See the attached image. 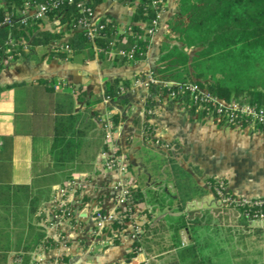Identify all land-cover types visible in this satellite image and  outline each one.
Masks as SVG:
<instances>
[{
	"label": "crops",
	"instance_id": "0c3cea01",
	"mask_svg": "<svg viewBox=\"0 0 264 264\" xmlns=\"http://www.w3.org/2000/svg\"><path fill=\"white\" fill-rule=\"evenodd\" d=\"M136 5L137 0L132 4L128 0H101L90 22L96 24L108 17L119 26L127 25ZM175 12L174 0H163L145 59L135 64L114 65L97 57L89 60L86 51L60 60L53 56L63 51L55 47L58 42H51L30 47L22 59L0 70V264H15L13 258L18 254L30 259L39 250L45 260L61 264H188L189 259L182 260L179 255L188 246L201 258L193 239L197 231L190 224L180 232L179 246L158 252L173 244L165 231L150 239L147 252L138 248L135 257L127 259L132 252V227L148 222L141 211L134 210L129 219L132 223L118 244L94 235V212L112 207V187L123 178L104 170L100 163L106 148L101 126L113 115L121 119L114 137L126 158L125 179L133 186L141 185L144 192L154 190L159 196L151 185L159 182L143 164L142 149L155 143L171 151L169 143L177 142L179 155L176 152L174 156L184 169L194 165L203 176L225 181L226 191L234 198L264 196V131L226 128L190 112L183 103L166 99L158 87L145 82L146 74L155 68L167 21ZM57 22L53 19L40 24V29L58 31ZM116 79H126L130 85L107 100L106 85ZM70 102V115L76 117L74 130L82 145L73 163L57 166L50 155L54 128L68 116ZM144 123L149 125L148 138ZM197 181L203 184L200 178ZM167 184V193L173 194L172 184ZM210 197L215 198L211 191L187 203L186 210L195 215L213 208L208 205ZM60 200L67 205L64 212L59 208ZM218 206L216 199L214 207ZM68 213L71 218L65 219ZM161 215L153 213L152 218ZM40 235L43 240L34 246Z\"/></svg>",
	"mask_w": 264,
	"mask_h": 264
},
{
	"label": "trees",
	"instance_id": "16d2710c",
	"mask_svg": "<svg viewBox=\"0 0 264 264\" xmlns=\"http://www.w3.org/2000/svg\"><path fill=\"white\" fill-rule=\"evenodd\" d=\"M1 1L9 10L11 5L18 7L27 1L45 0ZM90 1V4L84 5L91 10L101 3V0ZM134 1L136 0H128L130 4ZM152 1L154 0H137L128 23L132 36L119 32L117 30L119 24L108 17H103L99 21L94 34L90 36L89 32L78 28V20L84 17L77 8L78 0H62L57 9H52L47 14L50 21L57 17L58 31L41 30L40 22H29L27 26L13 24L0 27V59L3 52L8 49L5 41L10 35L14 41L28 42L30 47L46 46L51 42L60 43V40L66 39L64 44L69 47L70 55L86 51L89 60L97 57L110 60L114 65L138 63L145 59L150 35H146L142 40L138 36L142 35L143 28L149 27L156 20L160 11L159 6L153 5ZM174 2L176 12L167 21L168 31L159 46V55L152 70L155 77L167 82L195 81L225 102L240 101L264 106V0H174ZM4 16V8L0 7V25ZM123 37L126 38L125 44H122ZM131 49L134 50L133 54H129ZM110 50L115 53L122 50L124 54L122 56L115 54L110 59L108 56ZM190 52H193L192 56ZM67 55L66 52H59L53 57L65 60ZM41 83L46 82L42 80ZM129 85L126 79H116L106 85L105 95L113 98L118 94L119 87L127 88ZM158 88L163 95L169 91L167 88ZM179 103H183L192 113L196 111L188 100ZM72 109L73 103L70 102L68 116L54 128L50 155L57 166L73 163L82 145V140L74 130L76 117L70 115ZM110 121L114 129L121 119L118 115H113ZM254 129L264 131V128ZM143 130L145 137L148 138L146 135L150 132L149 125L144 123ZM169 146L179 155L177 142H170ZM155 152L156 154L152 153L150 147L145 146L141 151V158L151 178L161 180L157 186L159 196L154 194L156 193L154 190L144 192L141 185L133 186L130 189L128 211L121 214V218L112 224L111 230L107 233L113 244H118L119 237L126 228V222L129 221L128 215L134 212L136 205L144 203L146 208L142 212L146 213L148 222L140 226L141 232L137 240L133 241L132 252L126 255L127 259L135 257L138 248L147 252L150 239L163 235L165 231L170 234L169 238L173 244L158 252L179 246V234L192 224L190 221L194 216V212L186 210L187 203L205 196L209 191L214 193L217 187V180L211 176H203L197 166L189 165V170L181 167L170 149L166 152L158 149ZM180 156L184 160L187 159L184 155ZM198 178L203 184L198 183ZM168 182L173 186V194L167 193L163 187ZM222 182L225 185V181ZM225 194L231 196L229 191ZM250 201L262 203L231 207L239 209L243 216L248 214L250 219L264 216V196ZM153 213L162 215L156 219L152 218ZM41 239L42 235L33 245H40L43 240ZM179 255L182 260L189 259L188 264L201 262L195 249L190 246L182 248ZM20 264H29L28 256L23 255Z\"/></svg>",
	"mask_w": 264,
	"mask_h": 264
},
{
	"label": "built area",
	"instance_id": "2783aa9c",
	"mask_svg": "<svg viewBox=\"0 0 264 264\" xmlns=\"http://www.w3.org/2000/svg\"><path fill=\"white\" fill-rule=\"evenodd\" d=\"M70 1V0H69ZM62 0H45L44 2L37 1H27L24 2L21 6H14L8 9L7 6H3L5 11L4 19L0 27H7L13 24H19L20 26H27L29 22H40L41 24H46L48 21V12L52 9H57ZM90 0H78L77 8L81 14H84V17L78 20V28L86 30L89 32V35L92 36L95 32V27L99 25V22L96 24H91L90 20L92 17V11L90 7L85 6L84 4H90ZM153 5H158L160 11L157 13L156 20L146 28H143V33L141 36H138L139 39H143L146 35H152L158 25L159 14L162 11L163 0H154L152 1ZM53 20V19H52ZM54 20H57V17H54ZM127 27V28H126ZM117 30L122 34L127 36H132V32L127 25L118 26ZM126 38H122V44H125ZM5 45L8 49L3 52V57L0 59V70L6 68L13 64L15 61L22 59L30 51V45L26 41H14V39L8 35ZM58 50L70 54L69 47L64 43H59L55 45ZM134 50L131 49L129 54H133ZM122 56L124 51L119 50L115 53L113 50L108 52L110 59L114 55ZM145 82L148 86L152 87H163L167 88L169 91L163 96L171 101L184 102L188 100L192 106L195 108L196 113L202 114L206 119H211L213 122L223 125L226 127L241 129V128H264V106H257L255 104H248L240 101H230L225 102L224 100L214 96L206 88L202 87L195 81L190 82H174V81H163L155 77V74L151 71L148 72L145 76ZM125 88L119 87L118 93H123ZM109 100V97H106ZM103 132V141L106 148L100 154V163L104 170L108 172H116L121 174L123 178L112 187V207L108 210L98 209L94 212L93 215V233L94 235L105 240L108 235V231L111 230L112 224L119 220L121 214L128 211V205L130 203V189L133 185L130 183V180L125 179V176L128 174L126 158L119 150V147L116 144L114 137V129L110 119L105 120L101 126ZM75 191V190H74ZM73 191V194L76 192ZM218 202L222 206L231 207L235 205H259L262 202L252 203L250 200H243L234 198L233 196H226V188L221 180H217V187L214 189ZM63 197V191L60 192V198ZM79 199L75 202L77 203ZM60 210L64 212L67 205L61 200ZM132 214L128 215L130 219ZM246 217H249L248 214H245ZM264 216H258L254 219L263 218ZM71 218L69 213L66 218ZM253 220V219H252ZM130 221L126 222V226ZM131 239L133 241L137 240L138 234L141 232V228L138 226H133L131 229ZM109 238V237H108ZM139 251V249H137ZM23 261V255L18 254L14 256L13 262L15 264H20ZM29 264H61L58 261L53 263L45 260L43 251L39 250L34 252V254L29 259Z\"/></svg>",
	"mask_w": 264,
	"mask_h": 264
},
{
	"label": "rangeland",
	"instance_id": "374dc122",
	"mask_svg": "<svg viewBox=\"0 0 264 264\" xmlns=\"http://www.w3.org/2000/svg\"><path fill=\"white\" fill-rule=\"evenodd\" d=\"M148 147L155 154L158 149L163 152L168 150L155 143ZM155 184L151 185L157 188ZM163 187L167 192L170 190L168 184ZM213 195L217 199L215 191ZM215 198L208 199V205L213 208L197 211L190 221L192 224H189L197 231L193 239L196 240L201 262L196 264H264V217L252 220L243 216L239 209L222 206L218 200L219 206L214 207ZM134 210L135 213L142 212L144 205L138 204Z\"/></svg>",
	"mask_w": 264,
	"mask_h": 264
}]
</instances>
